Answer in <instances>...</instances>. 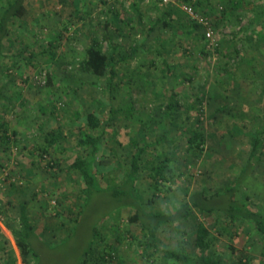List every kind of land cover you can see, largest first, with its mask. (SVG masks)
Returning <instances> with one entry per match:
<instances>
[{"label":"rangeland","instance_id":"rangeland-1","mask_svg":"<svg viewBox=\"0 0 264 264\" xmlns=\"http://www.w3.org/2000/svg\"><path fill=\"white\" fill-rule=\"evenodd\" d=\"M76 1L27 0L26 13L11 24L5 39L0 120L8 121L11 142L0 144V173L8 172L0 186L2 220L19 229L20 205H28L35 224L29 241L38 254L30 264L33 259L35 264H101L98 255L109 244L115 247L113 264H186L164 261L160 253L146 259L131 235L143 236L140 224L128 219L134 209L120 210L116 199L102 192L88 200L84 179L68 166L91 150L78 144L83 133L101 135L94 167L105 187L110 176L118 182L126 176L138 146L133 138L140 146L155 142L142 155L144 172L137 181L148 211L174 210L188 199L186 187L210 195L235 181L264 115V94L255 84L264 76V0ZM183 3L211 20L216 44L204 28V37L194 29L198 23ZM166 11L177 34L170 26H155ZM92 37L116 54L114 88L106 75L81 67ZM194 104L198 110L190 109ZM90 111L101 118L97 129L86 124ZM192 125L206 136L202 151L186 145L185 129ZM50 130L59 140L45 153L41 147ZM160 154L171 158L165 174L172 189L158 192L151 203V166ZM253 159L239 194L264 211V145ZM196 216L194 222L203 221L218 236L215 247L227 258L233 246L234 254L246 253L250 264L264 263V237L255 227L243 230L223 214ZM95 229L103 235L98 241ZM180 237L185 250L196 253L194 237L173 224L159 232L160 248L179 247ZM0 264H24L14 237L2 242Z\"/></svg>","mask_w":264,"mask_h":264},{"label":"trees","instance_id":"trees-1","mask_svg":"<svg viewBox=\"0 0 264 264\" xmlns=\"http://www.w3.org/2000/svg\"><path fill=\"white\" fill-rule=\"evenodd\" d=\"M65 2L66 0H61ZM76 1V0H75ZM191 1V0H187ZM77 2V1H76ZM27 0H0V58L4 55L5 39L10 34V26L17 19L21 18L27 11ZM167 14L171 13L166 11L162 17L158 19L155 26L164 25L170 26L173 29L174 34L179 32L177 26L171 24L167 20ZM202 26L195 24L194 29L201 32ZM193 32L190 31V33ZM264 38V33L262 34ZM53 55V54H52ZM53 59V58H52ZM116 54L114 52L109 53L103 49L102 42L97 37H92L90 44L86 48V55L82 60L81 67L92 74L101 77L106 75L108 79L109 88H114L115 78L117 76V64ZM168 71L173 72V68L167 65ZM48 84L51 83L50 72L47 73ZM255 84L261 89L264 94V76L261 79H256ZM172 98L175 93L171 90ZM4 98L2 90H0V101ZM190 109H197V105L190 106ZM189 117V116H188ZM87 126L93 129H97L101 126V118L95 111L87 113ZM187 147L194 151H202L206 142V136L204 131L198 127L188 126L186 129ZM8 131V121L0 120V144H9L11 141ZM15 133V131H13ZM114 133V132H113ZM140 138L144 140L145 133L139 132ZM252 151L246 166L242 169L239 177L230 184L225 185L219 191L213 194H206L204 191H198L190 193L189 188H184V193L188 196V199L181 203L174 210L170 211H148L146 210L143 200L144 195L141 194L137 187V181L141 174L144 172L141 165V158L144 152L153 147V143H145L140 146V142L137 138L132 139L133 144H138L137 149L130 155V167L126 170V176L117 181L116 176H110L107 178L108 185L102 186L98 173L95 170L94 164L96 156L100 150L101 135L94 136L91 133H83V138L79 140V146L91 147L90 152L87 155H79L75 160L69 164L68 169L78 172L85 182L84 193L89 200L95 192L107 193L110 199H116L118 207L121 210L123 207H130L134 209V212L129 215V221L131 223H139L142 230V237L131 234L135 240L142 247V255L150 260L159 254V258L164 261H181L186 264H250V258L246 253H238L233 246L232 255L227 258L216 247L218 236L215 235L211 229L203 221L194 222L196 215L207 216L213 214H223L230 224H239L243 230H249L248 225L255 227V230L264 237V211L260 205L252 204L249 198H242L239 194V190L247 177L250 175L254 168V159L260 148V145H264V115L263 121L258 131L253 136ZM59 140V135L56 131H48L45 135V143L41 147V150L45 153L49 152L51 147L56 145ZM157 142V141H156ZM159 161L151 166V177L153 178L152 187L154 189L152 197L149 198V202H153L158 192L163 190L170 191L172 187L167 184L169 181L166 177L165 171L169 169V163L171 158L167 155L160 154ZM1 165V164H0ZM172 176V175H171ZM108 197V196H107ZM120 213V212H119ZM20 228L14 229V238L16 245L20 251L24 264H30L31 259L38 257L36 251L32 249L29 238L35 233V224L31 220L28 211V205L23 203L20 205L19 215ZM173 224L183 234L194 237V241L197 247V251L194 254L188 253L183 244L185 239L180 237L177 248H160L159 232L167 225ZM185 225L183 228L182 226ZM95 229V241L98 238L102 239L103 235L98 234ZM98 235V237H96ZM120 240L119 238H117ZM93 241V240H92ZM90 251L87 254L92 253ZM115 247L109 244L106 248H103L102 253L98 256V262L101 264H113L114 255L111 253ZM33 264L35 260L33 259ZM264 264V263H263Z\"/></svg>","mask_w":264,"mask_h":264},{"label":"built area","instance_id":"built-area-1","mask_svg":"<svg viewBox=\"0 0 264 264\" xmlns=\"http://www.w3.org/2000/svg\"><path fill=\"white\" fill-rule=\"evenodd\" d=\"M182 8L188 15H190V17L193 20H195L198 24H200L204 28L207 39L212 44H216V41H217L216 33L211 23V20L205 14L195 9L192 4L183 3ZM7 175H8V172L6 171V169L3 168V170L0 173V186L3 182L4 177Z\"/></svg>","mask_w":264,"mask_h":264},{"label":"crops","instance_id":"crops-1","mask_svg":"<svg viewBox=\"0 0 264 264\" xmlns=\"http://www.w3.org/2000/svg\"><path fill=\"white\" fill-rule=\"evenodd\" d=\"M0 211H1V209H0ZM4 219H5V217H3V220ZM3 220H2V217L0 215V253H1L2 242L4 240L9 241L11 239V237H14V233H13L14 229L11 228V226L6 225V223H4Z\"/></svg>","mask_w":264,"mask_h":264}]
</instances>
